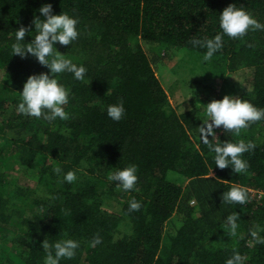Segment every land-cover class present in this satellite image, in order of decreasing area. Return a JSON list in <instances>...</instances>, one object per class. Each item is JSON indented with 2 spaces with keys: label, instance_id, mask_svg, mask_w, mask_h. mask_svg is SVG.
Segmentation results:
<instances>
[{
  "label": "trees",
  "instance_id": "1",
  "mask_svg": "<svg viewBox=\"0 0 264 264\" xmlns=\"http://www.w3.org/2000/svg\"><path fill=\"white\" fill-rule=\"evenodd\" d=\"M44 4L79 21L76 41L54 45L87 70L83 81L55 76L70 91L64 121L16 111L26 79L49 74L11 52L21 27L25 44L35 38ZM229 5L264 24V0H0V264H44L43 242L62 239L80 247L60 264H226L234 253L264 264V120L239 135L213 129L220 142L256 145L243 154L244 173L216 168L199 132L205 105L226 95L264 109V30L225 36L208 62L191 44L219 32ZM179 100L187 109L177 114L170 101ZM120 102L125 116L114 122L107 107ZM129 165L138 181L125 192L108 176ZM68 171L77 173L71 184L62 182ZM232 185L249 190L246 204L224 201ZM133 197L139 211H129ZM234 212L235 235L226 226ZM170 219L174 232L165 236ZM97 234L103 242L93 247Z\"/></svg>",
  "mask_w": 264,
  "mask_h": 264
},
{
  "label": "clouds",
  "instance_id": "2",
  "mask_svg": "<svg viewBox=\"0 0 264 264\" xmlns=\"http://www.w3.org/2000/svg\"><path fill=\"white\" fill-rule=\"evenodd\" d=\"M40 16L44 19L34 20L36 29L35 38L25 44L24 38L28 31L21 27L15 31V42L11 46L12 56L21 59L31 55L40 65L49 69V74L31 75L23 84L20 100L16 111L21 115L43 118L45 121L54 122L68 119V113L64 106L69 103L70 91L59 82L56 75L69 72L77 81H83L86 77V68L73 64L57 52L54 45L70 46L76 41L80 32L77 28L78 19L68 13L53 14L51 4H44L39 9ZM219 32L211 39H193V47L205 48L203 60L210 61L213 56L223 47L224 37L243 38L249 31L264 30V24L259 23L249 12L242 7L229 5L219 15ZM205 120L199 127L201 142L207 146L213 154L216 168H230L232 172L244 173L248 169V162L243 159V154L255 149L256 145L251 141L245 143L220 142L214 135L213 129L223 127L224 130L234 132L236 135L241 130L247 129L252 123L264 120V109L257 108L247 100L224 96L221 100H213L205 105ZM107 116L114 122H120L125 116L123 102L112 104L107 107ZM209 137L215 138L213 143ZM199 151V145H197ZM201 155H204L201 152ZM57 174L60 168H55ZM82 171V169H81ZM138 169L136 165H129L123 169L116 170L108 176L109 182H117L116 187L125 192H132L138 181ZM211 174V173H210ZM210 174L205 177L208 179ZM77 180L76 171H68L63 174L62 182L71 184ZM248 189L232 185L227 193H224V201L229 204L244 205L248 202ZM251 193L253 200L255 194ZM261 193V192H260ZM141 203L133 197L129 201V211H139ZM239 216L236 212L226 217V226L235 235L239 227ZM257 233L253 232L255 239ZM103 242L102 237L97 234L93 237L92 246L95 247ZM259 242V241H258ZM80 247L78 241L73 239H62L54 244L43 242L46 250L44 264H60L61 260H71ZM244 258L239 253H234L227 259L226 264H243Z\"/></svg>",
  "mask_w": 264,
  "mask_h": 264
},
{
  "label": "rangeland",
  "instance_id": "3",
  "mask_svg": "<svg viewBox=\"0 0 264 264\" xmlns=\"http://www.w3.org/2000/svg\"><path fill=\"white\" fill-rule=\"evenodd\" d=\"M178 58H175L174 60H172L171 62H168L167 63V67H171L176 61H177ZM184 61L185 63H188L189 62V59L187 58H184L181 60V62ZM179 62V63H181ZM166 63V62H165ZM173 67V66H172ZM171 67V68H172ZM192 67L191 64H187V65H184V66H181L179 68V71L181 74H185L188 72V68ZM187 68V69H186ZM186 69V71H185ZM170 106H172V108L176 111L177 114H180L181 112H183L184 110L187 109V105L184 103L183 100H179L178 102H171L170 101ZM171 221V222H170ZM170 221L168 222L167 226H166V229L164 231V235L167 236L168 234L170 233H173L174 232V221L173 219H170Z\"/></svg>",
  "mask_w": 264,
  "mask_h": 264
},
{
  "label": "built area",
  "instance_id": "4",
  "mask_svg": "<svg viewBox=\"0 0 264 264\" xmlns=\"http://www.w3.org/2000/svg\"><path fill=\"white\" fill-rule=\"evenodd\" d=\"M253 194H257V192H255V191H251ZM260 194V193H259Z\"/></svg>",
  "mask_w": 264,
  "mask_h": 264
}]
</instances>
